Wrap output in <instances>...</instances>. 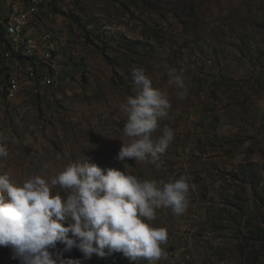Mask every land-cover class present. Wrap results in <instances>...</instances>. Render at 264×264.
<instances>
[{"label": "rangeland", "instance_id": "obj_1", "mask_svg": "<svg viewBox=\"0 0 264 264\" xmlns=\"http://www.w3.org/2000/svg\"><path fill=\"white\" fill-rule=\"evenodd\" d=\"M47 6L50 12L41 26L56 33V78L44 85L43 77H36L10 100L0 99V135L7 138L9 149L7 159L0 160V174L16 183L29 175L50 178L69 161L89 157L105 171L126 168L141 180L186 175L190 191L185 213L159 208L152 221L167 230V259L131 261L172 264V233L204 196L187 171L196 165L190 155L193 108L209 94L223 101L225 87L234 104L264 106V0H52ZM136 67L146 71L152 86L171 103L169 117L160 126L171 127L174 139L161 155L159 168L115 159L122 141H127L119 105L135 94L131 70ZM172 67L184 71L183 97L168 83ZM63 248L58 244L54 251L65 259L82 254L75 247ZM95 259L103 263L104 258ZM0 264L19 261L12 259L10 248L0 247Z\"/></svg>", "mask_w": 264, "mask_h": 264}, {"label": "clouds", "instance_id": "obj_2", "mask_svg": "<svg viewBox=\"0 0 264 264\" xmlns=\"http://www.w3.org/2000/svg\"><path fill=\"white\" fill-rule=\"evenodd\" d=\"M131 75L135 94L119 105L127 141H122L115 159L124 165L131 159L159 168L161 155L174 139L171 127L160 126L169 117L171 103L152 86L142 67L133 68ZM168 77L183 97L187 93L184 71L169 68ZM6 141L0 135V160L9 156ZM57 188L67 195H60ZM189 191L186 175L168 181L141 180L126 168L105 171L89 157L69 161L50 178L29 175L16 183L8 174H0V247L10 248L19 264H83L94 254L103 258L115 253L130 261L167 259L163 247L167 230L152 221L159 208L184 214ZM58 244L63 251L79 249L83 261L65 259L61 251H54Z\"/></svg>", "mask_w": 264, "mask_h": 264}, {"label": "crops", "instance_id": "obj_3", "mask_svg": "<svg viewBox=\"0 0 264 264\" xmlns=\"http://www.w3.org/2000/svg\"><path fill=\"white\" fill-rule=\"evenodd\" d=\"M222 90L223 101L209 94L193 108L187 171L204 196L172 233V264H264V106H239Z\"/></svg>", "mask_w": 264, "mask_h": 264}, {"label": "bare ground", "instance_id": "obj_4", "mask_svg": "<svg viewBox=\"0 0 264 264\" xmlns=\"http://www.w3.org/2000/svg\"><path fill=\"white\" fill-rule=\"evenodd\" d=\"M31 1H36V3H32V6L22 14V21L25 22L17 23L12 55L4 58V53L0 49V74H4V76H0V99L3 96L7 99L13 98L19 88L26 87L30 81L39 77L37 73H25L27 62L22 61V56L30 36L45 38L47 35H52V31H48V28L45 30L41 26V20L50 12L47 5L52 0H0V34H4L5 28L11 23L15 9H23L25 3ZM41 6H46V9ZM3 46H10V36H3ZM50 81L51 77H47V82ZM77 259L82 260V254H79ZM104 259L113 262V264L125 263L123 254H113Z\"/></svg>", "mask_w": 264, "mask_h": 264}, {"label": "built area", "instance_id": "obj_5", "mask_svg": "<svg viewBox=\"0 0 264 264\" xmlns=\"http://www.w3.org/2000/svg\"><path fill=\"white\" fill-rule=\"evenodd\" d=\"M32 3H36V1L25 3L23 9H15L11 23L5 28V33L0 34V49L4 53V58L12 55V46L14 43V35H16L17 23L25 22L22 21V14L32 6ZM41 7L46 9V6ZM3 36H10V46H3ZM57 47L56 33L47 35L45 38L30 36V40L22 56V61L27 62L25 73H37L40 77H44V85L47 84V77L56 78L57 71L54 59L57 53ZM0 76H4V74H0ZM115 254L122 255L120 253ZM83 264H102V262L101 260H96L94 254L90 260L83 261Z\"/></svg>", "mask_w": 264, "mask_h": 264}]
</instances>
